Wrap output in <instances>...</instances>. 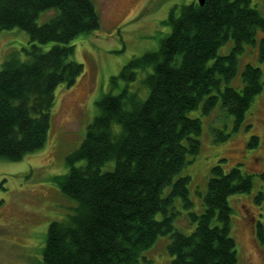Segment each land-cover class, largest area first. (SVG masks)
Masks as SVG:
<instances>
[{"label": "trees", "instance_id": "trees-1", "mask_svg": "<svg viewBox=\"0 0 264 264\" xmlns=\"http://www.w3.org/2000/svg\"><path fill=\"white\" fill-rule=\"evenodd\" d=\"M251 1H191L177 15L171 10L158 49L111 78L123 85L96 101L97 114L65 157L66 171L52 178L72 206L49 223L39 264H155L146 251L160 236L169 238V264L236 263L228 199L251 190V175L241 164L227 171L211 166L203 211L196 213L189 176L179 173L200 147L201 121L189 111L208 116L219 103L236 129L262 91L261 71L250 63L241 71L242 87L231 85L246 45L256 46L264 62V36L257 39L264 16ZM47 10L54 13L38 24ZM98 25L91 0H0V30L17 27L30 39L24 57L15 50L0 60V160L43 148L55 89L73 85L83 71L73 40ZM229 39L230 52L218 55ZM256 146L258 137L250 135L247 147ZM176 198L186 213L183 230Z\"/></svg>", "mask_w": 264, "mask_h": 264}, {"label": "rangeland", "instance_id": "rangeland-1", "mask_svg": "<svg viewBox=\"0 0 264 264\" xmlns=\"http://www.w3.org/2000/svg\"><path fill=\"white\" fill-rule=\"evenodd\" d=\"M91 1L99 25L73 40V56L83 65V71L73 85L60 84L55 89L43 148L18 161L0 160V264H39L49 223L64 218L72 206L52 178L66 171L65 157L79 145L87 125L97 114L96 101L105 93L120 90L123 82L112 85L111 78L118 75L122 66L158 49L169 30L164 21L170 11L177 15L182 5L196 0ZM251 5L264 16V0H252ZM53 13L54 10L41 12L37 23L46 22ZM261 36L264 32L258 30L257 39ZM29 44L28 34L20 28L0 30V60L15 50L24 57L21 48ZM48 46L50 43L44 45ZM231 47L229 39L217 54L225 55ZM246 63L260 69L261 93L236 129L233 117L219 103L208 116L201 115L200 109L189 111L190 117L201 121L200 147L195 156H188L189 162L179 174L189 176L192 211L201 213L211 166L220 164L227 171L241 164L240 169L251 175L252 188L228 199L231 235L237 245L235 264H264V62L258 60L256 46L246 45L238 56L232 86L242 87L241 71ZM219 133L228 137L220 140ZM250 135L258 137V146L247 147ZM174 207L183 214L176 224L183 230L181 219L186 213L179 198ZM168 242L167 236H160L146 251L155 264L170 263Z\"/></svg>", "mask_w": 264, "mask_h": 264}, {"label": "water", "instance_id": "water-1", "mask_svg": "<svg viewBox=\"0 0 264 264\" xmlns=\"http://www.w3.org/2000/svg\"><path fill=\"white\" fill-rule=\"evenodd\" d=\"M204 1H205V0H197V3H198L199 5H203Z\"/></svg>", "mask_w": 264, "mask_h": 264}]
</instances>
